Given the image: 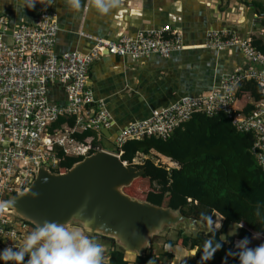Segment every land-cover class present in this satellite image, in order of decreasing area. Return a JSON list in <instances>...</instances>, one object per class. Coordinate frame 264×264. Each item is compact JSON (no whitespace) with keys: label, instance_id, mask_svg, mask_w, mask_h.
Masks as SVG:
<instances>
[{"label":"built area","instance_id":"1","mask_svg":"<svg viewBox=\"0 0 264 264\" xmlns=\"http://www.w3.org/2000/svg\"><path fill=\"white\" fill-rule=\"evenodd\" d=\"M9 31L12 35L8 38ZM59 32L58 18L51 10H42L32 24L14 28L0 16V202L27 192L41 167L59 173V149L75 158L103 150L91 138L73 137L76 132L99 133L116 127L106 104L96 101L91 88L89 73L94 62L106 55L133 62L153 55L168 59L186 48L182 33L166 25L118 40L82 33L94 40L89 52L57 54ZM205 46L216 51L239 48L249 62L259 67L238 69L206 94L183 96L167 107L153 109L147 118L117 128L112 151L115 155L121 157V148L130 140L166 139L195 113L209 117L224 113L239 132L255 135L253 151L264 170V101L256 103L250 115L236 108L243 82H256L264 93V54L250 40L224 28L210 30ZM55 83L63 86L67 100L64 105L49 98V87ZM63 117L74 119L75 126L53 128ZM31 231L28 223L8 212L0 213V252L19 248Z\"/></svg>","mask_w":264,"mask_h":264},{"label":"crops","instance_id":"2","mask_svg":"<svg viewBox=\"0 0 264 264\" xmlns=\"http://www.w3.org/2000/svg\"><path fill=\"white\" fill-rule=\"evenodd\" d=\"M242 1L244 4L241 0H233L237 11L230 15L224 13L227 3L220 6L218 0H124L120 8L99 15L86 2L78 11L69 10L65 0H53L50 5L37 3L34 9L25 7L22 11V0H0V16H4L9 27L14 28L32 24L42 10H51L56 14L60 27L55 46L57 54L89 52L94 40L82 36V33L118 40L124 35L133 38L140 32L166 25L182 33L186 48L173 53L168 59L153 55L144 61L133 62L106 55L92 64L90 85L96 101L104 102L114 118L116 127L111 130V141L114 143L115 130L127 126L132 120L147 118L153 109L167 107L183 96L206 94L224 76L238 69L259 67L249 62L237 48L216 51L205 46L208 32L228 28L226 22L233 24L232 30L241 38L264 41V0ZM250 93L242 84L236 105L238 110L243 112L247 104L256 102ZM49 98L59 105L66 104V95L60 83L49 87ZM262 101L264 99L259 102ZM95 133L103 148L109 145L103 142L102 131ZM161 157L176 167L167 157ZM214 216L219 219V229L223 219L220 215ZM237 227L238 230L230 235L236 238V242L241 240L238 235L244 225ZM256 236L260 239L252 244ZM249 241L258 246L264 242V235L253 232Z\"/></svg>","mask_w":264,"mask_h":264},{"label":"trees","instance_id":"3","mask_svg":"<svg viewBox=\"0 0 264 264\" xmlns=\"http://www.w3.org/2000/svg\"><path fill=\"white\" fill-rule=\"evenodd\" d=\"M253 44L264 54L263 40L254 39ZM243 85L251 92L254 101L264 99L256 82L245 81ZM256 102L247 104L243 113L250 115L256 109ZM66 124L72 128L75 120L60 118L53 128L64 129ZM73 137L91 138L103 146L92 130L76 132ZM254 144L255 135L239 132L226 114L209 117L195 113L190 121L177 127L166 139L145 137L130 140L121 148L122 162L132 165L137 158H144L137 167L145 170L149 181L147 202L157 205L171 197L182 201L180 210L188 217L205 223H209L214 214L222 217L218 230L192 235L195 254L188 258L187 264H239L238 257L229 255L238 251L236 238L229 234L231 225H244L238 235L241 240L245 237L250 240L253 232L264 235V170L253 151ZM57 152L61 160L59 173L71 169L83 159L67 156L61 149ZM159 155L167 157L176 167L157 163ZM31 228L34 230L32 225ZM188 237L185 230H179V241ZM169 243L175 244L173 241ZM216 243L220 244L218 250H215ZM212 251L211 259L201 260L202 255L207 257ZM174 257L173 253L163 249L157 254L155 247L151 246L144 255L129 261L122 249L115 248L104 264H160ZM27 259L26 256L25 261ZM0 264L5 261L0 260Z\"/></svg>","mask_w":264,"mask_h":264},{"label":"water","instance_id":"4","mask_svg":"<svg viewBox=\"0 0 264 264\" xmlns=\"http://www.w3.org/2000/svg\"><path fill=\"white\" fill-rule=\"evenodd\" d=\"M218 1L220 6L227 3L224 13L237 11L233 0ZM226 23L231 29L233 24ZM6 34L11 36L12 32ZM102 133L103 142L109 143L103 150L84 157L63 173L41 167L27 192L6 200L10 203L5 212L34 228L44 219L65 223L67 227L78 222L92 236L111 241L114 249L120 246L124 252L136 256L144 255L151 247V236L167 228L182 226L203 228L206 233L216 231L213 224L188 217L181 210L174 212L125 194L122 189L146 178V172L122 162L112 152L115 145L111 131L103 129ZM33 192L39 195L34 197Z\"/></svg>","mask_w":264,"mask_h":264},{"label":"clouds","instance_id":"5","mask_svg":"<svg viewBox=\"0 0 264 264\" xmlns=\"http://www.w3.org/2000/svg\"><path fill=\"white\" fill-rule=\"evenodd\" d=\"M52 2L22 0L20 8L22 11L25 7L32 10L37 3L50 5ZM85 2L97 14L106 15L120 8L124 0H65L66 6L72 11L80 10ZM32 195L36 197L39 193L33 192ZM9 203L0 202V213L6 210ZM249 244L247 237L237 241L238 251L230 252L229 255L238 257L239 264H264V243L254 248L249 247ZM219 247L220 244L216 243L215 250ZM214 251L207 257L202 255L201 260L211 259ZM104 252L103 244L89 238L80 229L69 230L65 223L44 219L37 223L19 248L14 250L9 247L0 252V260L5 261V264H104ZM26 256L28 259L25 261Z\"/></svg>","mask_w":264,"mask_h":264},{"label":"rangeland","instance_id":"6","mask_svg":"<svg viewBox=\"0 0 264 264\" xmlns=\"http://www.w3.org/2000/svg\"><path fill=\"white\" fill-rule=\"evenodd\" d=\"M224 29L231 30V31L235 32L234 30H232V28L231 29L224 28ZM235 33L237 34V32H235ZM241 39H246V38H241ZM247 40H250L253 44V40H251V39H247ZM237 49H239V48H237ZM226 50H228V49H226ZM263 95H264V93H263ZM156 157H157V155L155 156V158ZM143 159H144L143 157L137 158L136 161H134V163L132 164V166H138L139 164H141ZM158 159L159 160H157V163H161L163 165L173 167L167 161H165L161 156H158ZM154 160H156V159H154ZM122 191L125 194L131 196L132 198H135V199H138L141 201H146L147 193L150 191L149 181L146 178L137 179L130 186L123 188ZM181 204H182V201L170 197V198H166L163 202L157 203V206L163 207V208H170L172 211L177 212L180 210ZM215 222H217V224H215ZM218 222H219L218 217L213 216L209 223L213 224L212 226H213L214 230H218ZM68 228H69V230L78 228L85 235H87L89 238L103 244L104 248H105L104 261L108 260L110 251L114 249V246L112 243H110L108 240H106L104 238L92 236L91 233L89 231H86L78 222L74 221L73 223H71V225L68 226ZM167 229H165L164 231H158L156 233V235L150 237V240H151L150 246L155 247L157 254H159V252L163 249V250H167L170 253H173L175 256L173 259H171V260L166 259V260L162 261L160 264H187L188 258H190L192 255L195 254V248H193L192 235L197 234V232H205L207 230L203 229V228H198V227L195 229H191L189 227L184 228L182 226H180L176 229L175 228H167ZM181 229L185 230V232L189 236L184 241H182V240L179 241V238H178V232ZM236 230H238L237 225H235V224L231 225L230 229H229V234L233 235L236 232ZM256 239H260V238L258 236H256L254 238V240L251 241V243L255 244L254 241ZM170 241H173L175 244L171 245L169 243ZM235 242H236V239H235ZM167 244H169V246H167ZM252 244H249V247H252L253 246ZM254 247H256V246H253V248ZM120 248L121 247L119 246V249ZM125 253H126V259L129 261L135 260V258L137 257L135 254H130L129 252H126V251H125Z\"/></svg>","mask_w":264,"mask_h":264},{"label":"bare ground","instance_id":"7","mask_svg":"<svg viewBox=\"0 0 264 264\" xmlns=\"http://www.w3.org/2000/svg\"><path fill=\"white\" fill-rule=\"evenodd\" d=\"M130 253V252H129ZM130 254H132V253H130Z\"/></svg>","mask_w":264,"mask_h":264}]
</instances>
